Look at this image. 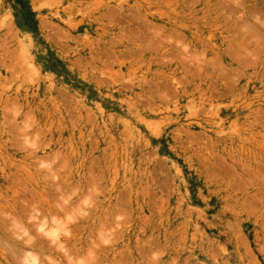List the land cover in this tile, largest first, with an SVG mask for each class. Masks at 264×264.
<instances>
[{
	"label": "rangeland",
	"instance_id": "rangeland-1",
	"mask_svg": "<svg viewBox=\"0 0 264 264\" xmlns=\"http://www.w3.org/2000/svg\"><path fill=\"white\" fill-rule=\"evenodd\" d=\"M0 264H264V0H0Z\"/></svg>",
	"mask_w": 264,
	"mask_h": 264
},
{
	"label": "bare ground",
	"instance_id": "bare-ground-1",
	"mask_svg": "<svg viewBox=\"0 0 264 264\" xmlns=\"http://www.w3.org/2000/svg\"><path fill=\"white\" fill-rule=\"evenodd\" d=\"M17 220V219H16ZM8 221V220H7ZM24 233V232H23ZM34 241V240H33ZM8 244V243H7ZM22 244V243H21ZM24 244V243H23ZM29 244V243H28ZM26 247H27V245H25ZM10 249H11V247H10ZM41 249V248H40ZM11 251H13V250H11ZM10 251V252H11ZM15 252H13V254H14ZM16 253H18V252H16ZM21 253V252H20ZM28 261V260H27ZM32 261V260H31ZM34 262V261H33Z\"/></svg>",
	"mask_w": 264,
	"mask_h": 264
}]
</instances>
